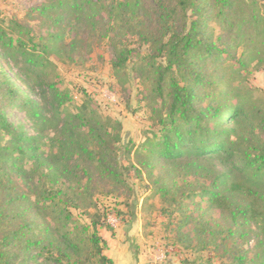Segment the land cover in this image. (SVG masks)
<instances>
[{
    "label": "trees",
    "instance_id": "16d2710c",
    "mask_svg": "<svg viewBox=\"0 0 264 264\" xmlns=\"http://www.w3.org/2000/svg\"><path fill=\"white\" fill-rule=\"evenodd\" d=\"M154 1L159 29L136 31L150 53L133 70L150 87L159 131L137 153L136 171L182 215L175 237L185 249L214 247L225 253L223 264H264V145L256 154L236 147L235 124L247 108L233 82L246 67L236 59L234 42L244 36L247 44L264 45V20L254 7L235 20L232 0ZM86 2L71 0L69 7L82 11ZM111 8L122 27L128 14L145 13L141 0ZM48 52L50 45L36 42L18 21L0 24V54L20 59L34 83L29 88L41 90L53 110L47 116L0 65V94L20 100L33 123L29 132L0 106V264H43L42 257L57 264H113L100 236L110 226L89 212L90 223L82 224L73 210L93 205L94 170L103 180L123 181L114 164L121 125L111 126L86 106L71 112L72 98ZM132 54L121 50L117 65ZM52 128L53 137L45 135ZM259 128L264 134V116ZM214 160L228 166L220 170Z\"/></svg>",
    "mask_w": 264,
    "mask_h": 264
},
{
    "label": "rangeland",
    "instance_id": "374dc122",
    "mask_svg": "<svg viewBox=\"0 0 264 264\" xmlns=\"http://www.w3.org/2000/svg\"><path fill=\"white\" fill-rule=\"evenodd\" d=\"M90 1L82 11H76L69 7L71 0H0L1 25L7 26L10 20L18 21L32 31L36 42L50 45L48 58L59 76L61 88L72 98L69 110L76 113L86 106L111 126L121 125L122 140L117 145L114 164L123 181L103 180L94 170L90 196L93 205L73 210L74 218L89 224L86 215L89 212L100 216L102 222L110 226L111 231L101 228L100 236L107 241L104 254L113 260V264L227 263L225 253L216 252L214 247L205 251L185 249L176 241L175 226L182 215L173 203L163 202L155 194L146 175L140 176L136 171L137 153L159 131L156 115L147 98L150 87L137 79L133 70L142 64L140 58H146L150 53L149 46L140 40L136 31L151 33L159 29L151 14L155 1L141 0L145 13L128 14L126 27L117 21L118 15L110 14L113 4L125 0ZM232 1L235 20L248 17L251 7L264 20V0ZM45 7L48 9L44 13L35 11ZM242 31L239 27L240 35ZM243 37L237 39L234 46L236 59L245 62L246 67L240 68L233 82L246 103L247 116L235 124L234 141L242 152L247 150L256 154L264 145V134L259 128L264 116V45L247 44ZM123 49L133 50V54L124 66H119L117 59ZM19 61L0 54V65L22 94L40 103L45 114L52 116L50 100L43 98L41 90L29 88L34 83L25 75ZM0 106L10 119L32 132L33 123L27 119V109L20 100L0 94ZM38 126L35 123L34 127ZM53 128L45 135L53 137ZM212 162L220 170L225 164L228 166L226 161ZM198 203L204 205V202ZM184 205L192 209L190 202H184ZM254 246L255 242L251 241L246 248L252 250ZM249 256L253 255L250 253ZM40 262L57 264L45 261L44 257Z\"/></svg>",
    "mask_w": 264,
    "mask_h": 264
}]
</instances>
